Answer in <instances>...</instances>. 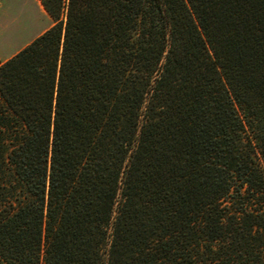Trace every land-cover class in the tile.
Returning <instances> with one entry per match:
<instances>
[{"label":"trees","instance_id":"trees-1","mask_svg":"<svg viewBox=\"0 0 264 264\" xmlns=\"http://www.w3.org/2000/svg\"><path fill=\"white\" fill-rule=\"evenodd\" d=\"M0 63V264H264V0H40Z\"/></svg>","mask_w":264,"mask_h":264},{"label":"rangeland","instance_id":"rangeland-1","mask_svg":"<svg viewBox=\"0 0 264 264\" xmlns=\"http://www.w3.org/2000/svg\"><path fill=\"white\" fill-rule=\"evenodd\" d=\"M51 24L40 0H0V63Z\"/></svg>","mask_w":264,"mask_h":264},{"label":"crops","instance_id":"crops-1","mask_svg":"<svg viewBox=\"0 0 264 264\" xmlns=\"http://www.w3.org/2000/svg\"><path fill=\"white\" fill-rule=\"evenodd\" d=\"M41 7H42V10H43V13H46V11L44 10V8H43V6H42V4H41ZM47 14V13H46ZM48 15V14H47ZM49 16V15H48ZM50 18V17H49ZM49 27V26H48ZM47 27V28H48ZM45 30V29H44Z\"/></svg>","mask_w":264,"mask_h":264}]
</instances>
